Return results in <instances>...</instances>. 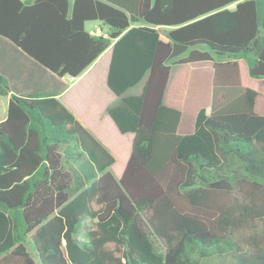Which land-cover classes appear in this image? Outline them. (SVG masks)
<instances>
[{
	"label": "trees",
	"instance_id": "1",
	"mask_svg": "<svg viewBox=\"0 0 264 264\" xmlns=\"http://www.w3.org/2000/svg\"><path fill=\"white\" fill-rule=\"evenodd\" d=\"M0 35L58 76L111 45L117 131L105 145L55 95L10 94L0 264H264V0H0ZM201 61L214 86L243 90L180 135L181 112L163 103L170 69Z\"/></svg>",
	"mask_w": 264,
	"mask_h": 264
},
{
	"label": "crops",
	"instance_id": "2",
	"mask_svg": "<svg viewBox=\"0 0 264 264\" xmlns=\"http://www.w3.org/2000/svg\"><path fill=\"white\" fill-rule=\"evenodd\" d=\"M84 27L89 33L96 35H106L109 31L108 25L99 20H88ZM161 38L166 40L165 37L161 36ZM110 55L111 45L79 76L73 77L68 74L58 76L0 35V74L7 79L10 88L7 95H0L3 98L0 121L6 116V105L10 94H53L83 126L107 145L110 142V134L116 131L113 120L106 112V107L111 104L109 100L114 95L106 86ZM212 75L211 61L171 66L163 103L181 112L177 124L178 134L186 135L194 131L196 116L201 108H204L205 113L208 114L242 92L243 88L239 86H214ZM97 79L108 97L107 100H103L101 92L97 89L99 84ZM139 85L140 89L133 94L141 91L142 83ZM108 131L111 133L109 134Z\"/></svg>",
	"mask_w": 264,
	"mask_h": 264
},
{
	"label": "rangeland",
	"instance_id": "3",
	"mask_svg": "<svg viewBox=\"0 0 264 264\" xmlns=\"http://www.w3.org/2000/svg\"><path fill=\"white\" fill-rule=\"evenodd\" d=\"M234 5H235V2L229 4L228 7H229V8H233ZM160 31H161V36L164 37V35L162 34L163 31H164V29L160 28ZM174 65H175V64H172V66H174ZM97 81H98V83L100 82L99 79H97ZM98 83H97V84H98ZM97 89H99V91L101 92V95H102L103 100H107L108 97H106V95H105L103 89L101 88V83H99V84L97 85ZM139 89H140V85L138 84V85H136V86H134V87H131V88L127 89V90L125 91L124 95H130V94H133V93H135L136 91H138ZM112 95H113V94H112ZM2 99H3V98L0 96V113H1V109H2V104H1V100H2ZM115 99H116V96L113 95V96H111V99H110L109 101H110V102H113V101H115ZM108 132H109V134L111 133V131H108ZM112 132H113V131H112ZM115 132H116V131H115ZM78 161L80 162V164H82V165H81V169H82L86 174H89V173H87L86 170H88L89 167H91V164H89V163L86 164V163L83 161V159H82L81 157L78 159ZM120 161H121V157L118 155L117 158H116V163L119 164ZM110 171L113 172L112 168L110 169ZM91 226H92V220L89 219V218H85V219L83 220V226H82V229L79 230L77 236H78L79 238H83V237H84V231L86 230V228L91 227ZM28 248H29V250H32L30 244H29ZM200 264H238V262H237V260H236L235 257H231L230 255H224V256L221 257V258L214 257V258H209V259L202 260V262H201Z\"/></svg>",
	"mask_w": 264,
	"mask_h": 264
}]
</instances>
